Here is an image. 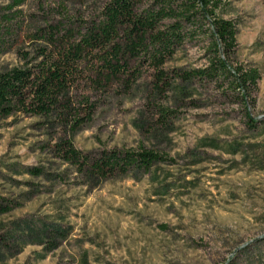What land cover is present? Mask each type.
<instances>
[{
	"label": "rangeland",
	"instance_id": "obj_1",
	"mask_svg": "<svg viewBox=\"0 0 264 264\" xmlns=\"http://www.w3.org/2000/svg\"><path fill=\"white\" fill-rule=\"evenodd\" d=\"M15 1L0 0V70L33 68L54 51L42 30L76 32L110 0ZM221 2L237 29L231 60L261 76L246 105L229 83L176 77L207 64L195 36L167 81L130 57L127 74L99 77L94 55L70 87L72 115L0 119V264H264V0ZM61 141L91 160L142 149L163 160L97 177L64 161Z\"/></svg>",
	"mask_w": 264,
	"mask_h": 264
},
{
	"label": "trees",
	"instance_id": "obj_2",
	"mask_svg": "<svg viewBox=\"0 0 264 264\" xmlns=\"http://www.w3.org/2000/svg\"><path fill=\"white\" fill-rule=\"evenodd\" d=\"M21 1L16 0L15 5ZM145 3L148 8L143 10ZM221 4V0H110L88 24L79 26L77 33L65 31L62 25L49 26V32L42 30L39 34L54 51L41 49L42 60L33 68L0 70V119L17 112L47 118L61 113L72 115L70 87L84 61L94 55L102 63L99 77L104 76V71L109 79L127 74L130 57L143 58L157 71L158 82L167 81L165 65L195 36L208 42L207 64L203 69L176 77L184 83L210 81L219 87L229 83L246 105L258 90L261 76L257 68L234 64L231 60L237 29L233 21L216 14ZM79 123L76 120L74 127ZM55 147L64 161L103 178L117 172L148 173L163 160L146 149L132 153L104 152L91 160L77 151L71 141H61ZM9 211L10 206L0 204V216Z\"/></svg>",
	"mask_w": 264,
	"mask_h": 264
}]
</instances>
